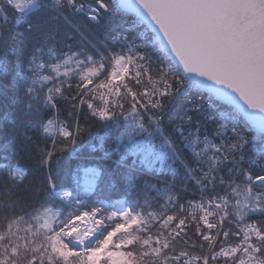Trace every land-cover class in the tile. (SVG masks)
<instances>
[{
  "label": "snow or ice",
  "instance_id": "snow-or-ice-1",
  "mask_svg": "<svg viewBox=\"0 0 264 264\" xmlns=\"http://www.w3.org/2000/svg\"><path fill=\"white\" fill-rule=\"evenodd\" d=\"M0 264H264V0H0Z\"/></svg>",
  "mask_w": 264,
  "mask_h": 264
},
{
  "label": "trees",
  "instance_id": "trees-1",
  "mask_svg": "<svg viewBox=\"0 0 264 264\" xmlns=\"http://www.w3.org/2000/svg\"><path fill=\"white\" fill-rule=\"evenodd\" d=\"M90 139V137L89 136H85L84 137V141H85V145L87 144V141ZM95 142V141H94ZM85 151H87V149L85 148ZM32 177H31V175H29V179H31ZM115 198V197H114Z\"/></svg>",
  "mask_w": 264,
  "mask_h": 264
}]
</instances>
